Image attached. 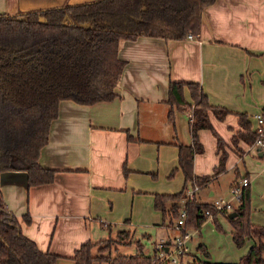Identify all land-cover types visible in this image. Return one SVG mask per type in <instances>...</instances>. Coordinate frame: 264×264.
Masks as SVG:
<instances>
[{
    "label": "crops",
    "instance_id": "crops-1",
    "mask_svg": "<svg viewBox=\"0 0 264 264\" xmlns=\"http://www.w3.org/2000/svg\"><path fill=\"white\" fill-rule=\"evenodd\" d=\"M89 1L93 0H0V13ZM119 57L127 64L115 99L91 105L61 101L40 158L42 167L56 171L53 183L29 187L25 172L1 175L5 205L20 222L22 233L41 251L59 256L57 264H74L71 258L83 244L116 239L123 231L140 241L146 255H153L159 242L179 235L175 221L172 227L170 220L164 223L163 213L155 208L157 195H175L185 186L168 121L170 80L198 82L213 105L230 111L223 120L210 112L228 159L225 172L196 199L206 204L226 199L220 180L230 173L229 197L232 187L248 178L251 221L262 226L264 148L242 139L235 144L233 138L243 131L239 113L247 114L256 129L255 115L264 112V0H216L205 9L197 36L181 40L140 36L124 41ZM187 99L191 101L189 93ZM175 127L178 141L191 144L189 114L177 112ZM199 140L204 153L195 156L193 174L212 176L221 157L217 139L210 129H201ZM252 156L263 168L254 176L250 172L242 176L240 170H246ZM256 198L260 203L255 206ZM133 247L117 245L115 252Z\"/></svg>",
    "mask_w": 264,
    "mask_h": 264
},
{
    "label": "trees",
    "instance_id": "trees-1",
    "mask_svg": "<svg viewBox=\"0 0 264 264\" xmlns=\"http://www.w3.org/2000/svg\"><path fill=\"white\" fill-rule=\"evenodd\" d=\"M215 1L93 0L15 14L0 13V177L5 172H25L29 187L53 183L56 171L42 167L40 158L49 143L51 124L59 116L61 101L91 105L115 99L127 64L119 57L124 41L140 36L165 40L197 36L205 9ZM167 104L185 186L175 195H157L155 208L163 213L164 223L170 220L172 227L180 217V203L186 197L187 186L205 188L225 172L228 154L210 112L223 120L230 111L213 105L198 82L170 80ZM179 111L193 115L192 119L189 117V145L180 143L176 135L175 117ZM239 123L243 131L233 138L234 143L242 139L254 144L258 133L252 129L248 115L239 113ZM201 129H210L221 153L212 176L193 174L195 156L204 153L199 140ZM124 172L126 175V167ZM184 206L187 217L182 232L200 230L208 220L205 212H214L213 204L195 199ZM234 212L237 216L229 219L234 244L242 248L247 240L253 241L248 253L234 264H264V226L251 221L249 187L243 190ZM217 215L214 214L213 222L221 229ZM24 220L31 222L29 216ZM121 244L134 245L136 253L115 252L112 245ZM198 250L203 258L190 252L188 261L182 264H229L206 260L210 254L204 245ZM59 259L51 252L41 251L22 233L20 222L5 205L0 186V264H57ZM71 259L74 264H166L155 260V255H146L140 241H134L128 231L100 244L87 242Z\"/></svg>",
    "mask_w": 264,
    "mask_h": 264
},
{
    "label": "rangeland",
    "instance_id": "rangeland-1",
    "mask_svg": "<svg viewBox=\"0 0 264 264\" xmlns=\"http://www.w3.org/2000/svg\"><path fill=\"white\" fill-rule=\"evenodd\" d=\"M252 157H249L246 160V163H247L246 170H244V167L241 168L240 171H241L242 176L244 174H246V172H250L252 174V176H254L255 172L259 173V170H262L263 166L257 165L259 160H257L255 157H253V158ZM229 179L230 180L233 179V176L231 173L229 175L223 177L220 180V183L224 185L223 189H222V194L225 195L224 197H226V199H230L232 197V196H230V197L228 196V190L227 189H228ZM262 190H264V180H263L262 187H260L259 195L262 194V192H261ZM199 191H197L196 195L198 194ZM196 197L198 199V196H195V200H197ZM184 203H185V200H184ZM259 203H260V201H258L256 198L255 206L258 205ZM262 203L264 205V202H262ZM237 207H238V204H237L236 208ZM251 210H252V212H251V215H252V213H253V195H251ZM224 215H221V213H220L219 215L216 216L218 224L220 225L221 229L218 228V226L213 222V220H207L202 225L200 233L195 231V230H189L188 229V231L193 236V238L191 239V241L189 243L190 251L192 254H194L197 257L203 258L204 256L201 255V253L198 250V247L200 245H204L210 254V257L208 259L206 258V260H209L212 262H218V263L234 264V263L239 262L240 258L248 253L250 247L253 244V241L247 240L245 245L242 248H238L232 240L233 227L229 221L230 213H224ZM175 222H176V220H175ZM259 223H261L262 226H264V220H260ZM174 239H173V243H174ZM112 246H113L112 248L114 250V248L117 245H112ZM148 250L151 252L150 249H148ZM113 253H114L113 255H116L115 252H113ZM135 253H136L135 247L130 248V249H124V250L119 249V254L134 255ZM188 259H189V257H186L185 261H188Z\"/></svg>",
    "mask_w": 264,
    "mask_h": 264
},
{
    "label": "built area",
    "instance_id": "built-area-1",
    "mask_svg": "<svg viewBox=\"0 0 264 264\" xmlns=\"http://www.w3.org/2000/svg\"><path fill=\"white\" fill-rule=\"evenodd\" d=\"M192 34L188 35V38H193ZM189 117L192 119V113L189 114ZM257 120V133L258 138L255 142L256 145L264 148V112L257 113L255 115ZM250 185L248 178H244L241 181L237 182L231 190V198L225 199L221 198L216 200L213 203L214 212L206 211L205 215L208 217V220H213L214 214L220 213H231L236 208L237 204L241 201L243 190ZM200 190L198 185L190 187L186 190V197L183 199L186 202H192L195 199L197 191ZM184 203V205H185ZM187 217V210L183 206L180 210V217L175 222V227L179 230V235L171 242L161 241L154 247L155 260H160L166 264H182L187 255L190 253L189 243L193 238L192 234L188 231H181L185 228V220Z\"/></svg>",
    "mask_w": 264,
    "mask_h": 264
},
{
    "label": "water",
    "instance_id": "water-1",
    "mask_svg": "<svg viewBox=\"0 0 264 264\" xmlns=\"http://www.w3.org/2000/svg\"><path fill=\"white\" fill-rule=\"evenodd\" d=\"M237 216V213L236 212H233V213H231L230 214V218L232 219V218H235Z\"/></svg>",
    "mask_w": 264,
    "mask_h": 264
}]
</instances>
